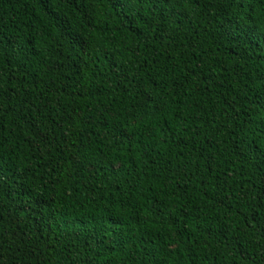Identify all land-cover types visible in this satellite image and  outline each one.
Here are the masks:
<instances>
[{
	"label": "trees",
	"instance_id": "trees-1",
	"mask_svg": "<svg viewBox=\"0 0 264 264\" xmlns=\"http://www.w3.org/2000/svg\"><path fill=\"white\" fill-rule=\"evenodd\" d=\"M0 264H264V0H0Z\"/></svg>",
	"mask_w": 264,
	"mask_h": 264
}]
</instances>
